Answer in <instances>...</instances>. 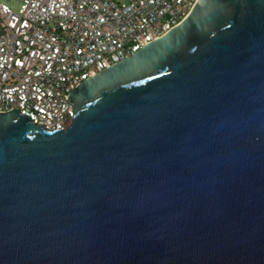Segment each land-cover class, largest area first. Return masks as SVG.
<instances>
[{"label":"water","instance_id":"1","mask_svg":"<svg viewBox=\"0 0 264 264\" xmlns=\"http://www.w3.org/2000/svg\"><path fill=\"white\" fill-rule=\"evenodd\" d=\"M69 101L0 114V264H264V0H198Z\"/></svg>","mask_w":264,"mask_h":264},{"label":"built area","instance_id":"2","mask_svg":"<svg viewBox=\"0 0 264 264\" xmlns=\"http://www.w3.org/2000/svg\"><path fill=\"white\" fill-rule=\"evenodd\" d=\"M197 1L22 0L16 12L0 2V114L67 128L71 91L178 25Z\"/></svg>","mask_w":264,"mask_h":264},{"label":"rangeland","instance_id":"3","mask_svg":"<svg viewBox=\"0 0 264 264\" xmlns=\"http://www.w3.org/2000/svg\"><path fill=\"white\" fill-rule=\"evenodd\" d=\"M0 2L8 5L13 11H18L22 0H0Z\"/></svg>","mask_w":264,"mask_h":264}]
</instances>
